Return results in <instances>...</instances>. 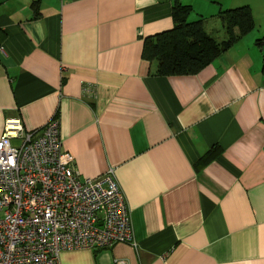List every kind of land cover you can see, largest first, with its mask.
Returning <instances> with one entry per match:
<instances>
[{
  "label": "crops",
  "instance_id": "obj_1",
  "mask_svg": "<svg viewBox=\"0 0 264 264\" xmlns=\"http://www.w3.org/2000/svg\"><path fill=\"white\" fill-rule=\"evenodd\" d=\"M180 1L219 43L224 11L249 7L255 28L160 77L144 43L175 28L174 0H0V140L10 119H59L77 171L113 169L130 210L135 245L61 264H264V0Z\"/></svg>",
  "mask_w": 264,
  "mask_h": 264
},
{
  "label": "built area",
  "instance_id": "obj_2",
  "mask_svg": "<svg viewBox=\"0 0 264 264\" xmlns=\"http://www.w3.org/2000/svg\"><path fill=\"white\" fill-rule=\"evenodd\" d=\"M118 244L135 242L114 170L82 177L63 151L57 118L35 131L8 120L0 140V264H61L65 251Z\"/></svg>",
  "mask_w": 264,
  "mask_h": 264
},
{
  "label": "trees",
  "instance_id": "obj_3",
  "mask_svg": "<svg viewBox=\"0 0 264 264\" xmlns=\"http://www.w3.org/2000/svg\"><path fill=\"white\" fill-rule=\"evenodd\" d=\"M191 12L190 6L174 0L175 28L145 39L143 57L153 64L156 76L198 74L255 28L249 7L224 11L220 18L228 39L219 43L206 32L202 19L188 22ZM214 156L211 151L208 157Z\"/></svg>",
  "mask_w": 264,
  "mask_h": 264
}]
</instances>
